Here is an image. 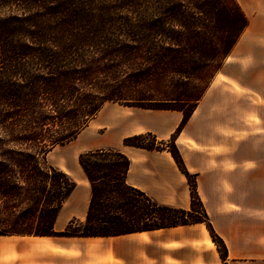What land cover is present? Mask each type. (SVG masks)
Masks as SVG:
<instances>
[{"label": "crops", "instance_id": "obj_1", "mask_svg": "<svg viewBox=\"0 0 264 264\" xmlns=\"http://www.w3.org/2000/svg\"><path fill=\"white\" fill-rule=\"evenodd\" d=\"M236 2L248 24L175 138L227 256L205 223H193L106 237L0 235V264H264V0ZM182 117L179 110L105 103L74 140L57 146L82 148L68 165L49 161L76 182L55 230L85 220L91 187L79 155L95 149L121 150L130 159V185L189 209L188 180L170 151L123 143L147 132L168 141Z\"/></svg>", "mask_w": 264, "mask_h": 264}, {"label": "trees", "instance_id": "obj_2", "mask_svg": "<svg viewBox=\"0 0 264 264\" xmlns=\"http://www.w3.org/2000/svg\"><path fill=\"white\" fill-rule=\"evenodd\" d=\"M233 3L239 10L238 18L230 24L236 39L227 56L248 24L236 0ZM176 11L174 0H0V123L20 124L24 130L19 131L20 135L16 133L19 140L31 141L37 149L18 150L16 155L35 166L41 163L40 155L45 165L42 194L34 198L42 206V226L31 231L0 230V235L106 237L205 223L220 255L227 256L226 245L198 193L196 174L189 172L175 143L205 91L189 108L183 99L158 102L152 98L124 97L121 91L97 103L91 92L82 91L87 84H94L88 82L97 71H123L120 65L117 70L107 65L113 55L124 63L129 59L124 49L129 47L130 40L139 39L128 36L163 33ZM148 60L152 63L154 57ZM107 102L182 112L181 123L168 141H160L147 132L128 136L123 143L168 149L187 177L190 208L159 203L130 185V159L121 150H89L79 155V164L91 187L85 220L71 221L65 230L57 231L56 217L76 182L51 164L48 154L74 140ZM177 102L180 104L168 105ZM52 126L57 128L53 130ZM50 191L56 194L48 196Z\"/></svg>", "mask_w": 264, "mask_h": 264}, {"label": "rangeland", "instance_id": "obj_3", "mask_svg": "<svg viewBox=\"0 0 264 264\" xmlns=\"http://www.w3.org/2000/svg\"><path fill=\"white\" fill-rule=\"evenodd\" d=\"M174 1L176 16L163 33L128 36L139 41L130 40L129 47L124 49L129 57L127 64L115 55L110 58L107 66L117 70L120 65L122 72L97 71L90 78L88 83L94 84H87L82 91L91 92L97 98L94 102L102 103L105 97L121 91L124 97L152 98L158 102L183 99L189 108L211 84L236 39L230 24L238 18L239 10L233 0ZM148 57H154V61L150 63ZM177 104L180 102L168 103ZM56 128L52 126L53 130ZM22 130L20 124L0 123V230L5 231H31L42 226L44 218L43 211L40 213L42 206L34 198L42 194L45 165L40 155L41 163L37 166L16 155L18 150L35 152L37 149L31 141L19 140ZM81 150L75 142L57 147L49 155V161L64 168L70 156ZM52 194L56 192L50 191L47 195Z\"/></svg>", "mask_w": 264, "mask_h": 264}, {"label": "bare ground", "instance_id": "obj_4", "mask_svg": "<svg viewBox=\"0 0 264 264\" xmlns=\"http://www.w3.org/2000/svg\"><path fill=\"white\" fill-rule=\"evenodd\" d=\"M79 192V191H78ZM7 238H13V237H7ZM17 238V237H16Z\"/></svg>", "mask_w": 264, "mask_h": 264}]
</instances>
